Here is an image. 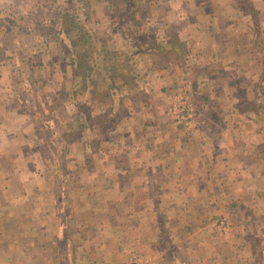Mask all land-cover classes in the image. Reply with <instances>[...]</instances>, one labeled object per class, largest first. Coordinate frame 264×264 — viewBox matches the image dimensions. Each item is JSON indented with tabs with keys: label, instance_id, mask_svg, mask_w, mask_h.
<instances>
[{
	"label": "crops",
	"instance_id": "0c3cea01",
	"mask_svg": "<svg viewBox=\"0 0 264 264\" xmlns=\"http://www.w3.org/2000/svg\"><path fill=\"white\" fill-rule=\"evenodd\" d=\"M207 10L213 24L193 47L256 78L264 46L248 37L239 10L231 2ZM231 90L210 94L192 128L170 119L161 96L135 105L113 143L87 121L63 144L61 132L36 131L30 113L2 97L0 264H127L133 253L157 264H260L264 141L235 112Z\"/></svg>",
	"mask_w": 264,
	"mask_h": 264
},
{
	"label": "trees",
	"instance_id": "16d2710c",
	"mask_svg": "<svg viewBox=\"0 0 264 264\" xmlns=\"http://www.w3.org/2000/svg\"><path fill=\"white\" fill-rule=\"evenodd\" d=\"M97 2L64 0L54 19H50L47 13L45 16L34 15L18 7L13 8L16 9L14 15L10 10L3 12L0 18V59H9L19 68L28 66L29 71L52 66L54 70L49 69L48 76L39 75L41 85L50 82L56 74L55 69L61 72V80L52 90L51 105L45 99L38 106L40 112L47 104V109L49 105L52 108L49 116L55 117L56 110L66 111V102L78 107V99L83 105L93 103L97 106L105 101L110 102L109 106H120L125 99L146 101L161 73L170 72L174 61L186 56L184 41L178 31L168 23L159 26L151 18V5L162 2L171 5L173 0H109L106 11L122 7L124 13L114 32L119 41L107 30L99 34L92 28ZM11 43L18 44L19 56L13 53ZM136 52L154 54L158 59L142 60L140 55L135 58ZM233 108L246 118L254 115L255 119H252L259 123L264 139V105L242 104L239 99ZM60 128L64 135L70 134L62 124Z\"/></svg>",
	"mask_w": 264,
	"mask_h": 264
},
{
	"label": "rangeland",
	"instance_id": "374dc122",
	"mask_svg": "<svg viewBox=\"0 0 264 264\" xmlns=\"http://www.w3.org/2000/svg\"><path fill=\"white\" fill-rule=\"evenodd\" d=\"M63 1L0 0V18L3 12H9V10L14 15L18 7L20 10L25 9V12L28 11L34 15L42 14L45 16L47 13L50 19H54L55 15L59 12L58 6L61 3L63 4ZM54 2L56 5H54ZM108 2L109 0H98L94 4L92 28L99 34L104 30L114 34L116 27L121 21L122 14H124L122 7L113 8L115 10L111 12L106 11ZM227 2H231V6L239 10L238 17L245 24L244 28L245 26L250 27L249 34H246L248 37L257 41L259 44L257 48L261 49L264 46V32L261 29L264 28V25L259 27V21L264 15V0H173L171 5L163 2L151 5L150 10L153 21L158 22L159 26L168 23L178 31L184 41L186 56L178 62L174 61L175 65L170 72L165 71L167 73H161L160 79L153 84V89L149 94L148 100L145 99L146 101L141 99L131 102L129 99H125L124 103L120 106L117 104L109 106L110 102L105 101L101 106H97L93 103L83 105L79 101L80 99H78V107H74V103L69 104L66 102L64 104L66 111L58 109L54 112L55 117L49 116V109L51 108L50 105L53 98L52 90L57 88V82L59 83L61 80V72H59V69H55L56 74L50 79V82L41 85L39 75H47L50 70H54L52 66L40 70L34 68V70L29 71L28 66L24 69L22 67L19 68L9 59H0V99L6 97V100L14 105L16 109L29 112L30 118L38 123L34 127L36 131H44L46 134L49 132H61V136H56L60 139L57 141L63 144L64 142L61 139L63 137V132L60 128L61 124L64 130L70 132L71 130L75 131L76 128L80 129L79 125H83L87 121L96 125L99 130L103 129L104 134H109V137H114L110 141L113 143L117 135L116 122L118 119H125L130 114H133L137 110L135 105L148 107L155 101L159 102L158 96H161L162 100L160 101L166 104L167 114H169L170 119L174 120L178 125L190 126V128L202 119L201 117L204 112H208L209 106H211L209 95H219L222 88H232L230 104L233 106L239 99L242 104L253 103L255 105H264V52H261L262 56L258 60V62H261L258 76L248 79L247 74H241L239 76L237 74L238 72H234L233 74L230 71H224L220 67L219 69L217 66L218 63L205 60L200 54L199 48L193 47V43L196 40L195 36L201 34L200 30H207L213 24L212 20L208 22L207 15L210 12L207 9L211 6L215 8L218 4L221 8H224ZM245 13L248 16L244 18L243 14ZM247 19L249 24L246 21ZM6 23L9 24V21ZM112 36L116 37L119 41V37L116 34ZM124 42H127V40ZM17 43H11L10 45L13 47V53L19 56L20 52L16 48ZM9 51L6 52L8 53ZM139 55L140 52H136V56L134 57L138 58ZM152 57L157 58L154 54H142L139 56L142 60H149ZM150 62H147V64ZM138 67L141 68L142 66L139 65ZM206 89H210V91ZM42 95L44 98H42ZM44 100L50 104L49 109H47V104H45L40 112L38 106H41ZM181 108H183V111H181ZM187 113L190 116H187ZM181 115H183V118ZM237 115L244 121L254 122L256 127L259 128V123H256L252 119H255L254 115L250 116L252 118H246V115L243 114L242 116L240 112ZM51 146L50 141H47V145L45 146L47 150ZM250 211V216L253 220L254 218L252 217L256 215L254 211ZM256 214L258 215L257 211ZM256 224L258 223L256 222ZM259 235L256 237V242L261 238ZM257 256L259 263H263L264 255Z\"/></svg>",
	"mask_w": 264,
	"mask_h": 264
},
{
	"label": "built area",
	"instance_id": "2783aa9c",
	"mask_svg": "<svg viewBox=\"0 0 264 264\" xmlns=\"http://www.w3.org/2000/svg\"><path fill=\"white\" fill-rule=\"evenodd\" d=\"M181 111H183V108H181ZM186 115L190 116L189 113H187ZM181 117L183 118V115H181ZM128 264H156V262L153 260L151 261L150 258L142 254L133 253L129 258Z\"/></svg>",
	"mask_w": 264,
	"mask_h": 264
}]
</instances>
